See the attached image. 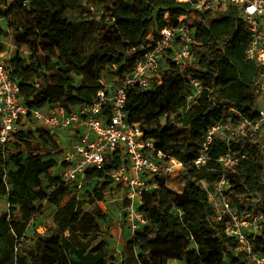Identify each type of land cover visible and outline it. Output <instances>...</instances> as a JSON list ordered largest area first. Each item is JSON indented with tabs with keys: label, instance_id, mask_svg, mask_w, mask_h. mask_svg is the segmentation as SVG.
Segmentation results:
<instances>
[{
	"label": "trees",
	"instance_id": "trees-1",
	"mask_svg": "<svg viewBox=\"0 0 264 264\" xmlns=\"http://www.w3.org/2000/svg\"><path fill=\"white\" fill-rule=\"evenodd\" d=\"M196 2L112 0L107 13L112 24H108L105 17L101 21L85 17L90 8L81 0H0L7 7L8 28L17 43L11 64L24 101L39 108L90 105L104 89L102 80L110 70L114 77L132 70L139 57L134 49L146 44L150 35L158 39L164 28L186 25L193 31L197 55L188 71L204 81L202 96L188 107L189 82L172 64L161 86L132 89L126 110L130 122L142 125L159 149L193 162L211 125L224 122L238 127L241 120L255 122L264 101L260 89L264 68L247 56L250 35L239 10L206 11L190 24ZM75 77L82 79L79 86L74 85ZM40 78L46 86L64 83L66 100L46 94L47 87H36ZM33 136L17 134L20 151L11 156L0 144V202L6 197L9 203L8 212L0 215V264H116L110 243L102 239V223L108 215L100 206L87 211L70 186L52 177L59 160L39 152ZM37 138L60 151L54 136L40 133ZM229 143L215 138L209 163L201 168L188 166L183 173L187 186L181 191L170 188L167 179L159 176V187L144 195L140 208L148 225L130 240L119 264H258L238 252L225 224L216 222L202 185L205 181L214 189L221 180L219 159L229 150L244 156L226 172L231 185L227 195L246 215L261 213L264 218V145L258 134L236 136ZM120 164L111 161L103 169L87 171L85 186L103 181L91 194V204L102 202L109 189L121 187L111 177ZM46 177L50 178L48 191ZM43 202L56 207L55 228L35 238L24 257L20 253L23 242ZM252 240L254 253L264 256V220Z\"/></svg>",
	"mask_w": 264,
	"mask_h": 264
},
{
	"label": "built area",
	"instance_id": "built-area-1",
	"mask_svg": "<svg viewBox=\"0 0 264 264\" xmlns=\"http://www.w3.org/2000/svg\"><path fill=\"white\" fill-rule=\"evenodd\" d=\"M229 7L239 10V16L248 29V58L256 60L264 68V0H197L194 13L196 20H200L206 11H226ZM11 37L14 44L0 38V144L9 154L19 133H31L36 137L40 133L51 136L59 131L68 133L69 144L60 160L62 171L58 177L59 183L70 186L72 192L84 189L87 171L103 169L111 161L120 162L111 177L125 194L124 220L134 236L148 225L140 208L144 195L159 187V176L168 179L184 173L190 165L206 166L211 159L208 152L215 138L225 139L230 144L236 136L258 134L264 122V110L261 109L260 118L255 122L241 120L238 127L224 122L211 125L201 144L200 155L193 162L165 153L153 138L146 136L142 125L130 122L126 110L129 92L134 88L149 90L161 86L172 64L181 69L189 82L188 107L204 93V81L188 71L196 62L197 55L193 31L186 25L173 29L166 27L160 31L158 39L150 35L146 44L134 49L139 57L130 72L123 77L116 76L112 81H107L105 76L102 80L104 89L97 94L94 103L72 108L49 105L39 108L26 104L20 83L14 77L11 60L7 58L12 45L17 48L14 36ZM35 85L47 87L43 78L37 79ZM260 89L264 93V76ZM29 126L34 132L29 130ZM224 132H228L227 137L223 136ZM243 158L229 150L219 159L224 173L221 180L214 189H210L205 181L202 185L208 192L216 222L225 224L227 236L239 246L237 251L244 252L252 262L264 264V256L253 250L252 237L256 234H249L255 226L261 229L263 215L244 216L227 195L231 185L226 172L235 168ZM37 231L39 235H45L49 230L40 226Z\"/></svg>",
	"mask_w": 264,
	"mask_h": 264
},
{
	"label": "rangeland",
	"instance_id": "rangeland-1",
	"mask_svg": "<svg viewBox=\"0 0 264 264\" xmlns=\"http://www.w3.org/2000/svg\"><path fill=\"white\" fill-rule=\"evenodd\" d=\"M83 3L90 8V12L84 13L85 17H89L90 19L96 18V20L101 21L103 17H105L106 23L112 24V21L110 20V16L107 14L108 10L111 6V1L112 0H81ZM179 1H185L187 0H179ZM7 11V7L4 5H0V38L10 42V44H14V40L11 37L12 31L9 30L8 28V23L7 19L5 17ZM195 13H191L188 19V22L190 24H194L196 22V17ZM110 26V25H108ZM18 50L17 48L12 45V48L8 50L7 52V58L8 61L12 60ZM22 55L28 56L25 51L21 52ZM113 71L110 70L107 74V81H112L114 79L113 76ZM82 79L80 77H75V86H79L81 84ZM66 89L67 87L65 86L64 83H53L49 84L46 88V94H50L54 97H56L60 102L66 100ZM262 109V106H261ZM260 109V110H261ZM264 109V108H263ZM162 122H164V119H162ZM29 130H32V127L29 126ZM34 132V130H32ZM228 132H224L223 136L227 137ZM258 135L261 139V142L264 145V124L261 126L260 130L258 131ZM34 137L33 144L35 147L38 146V151L41 152L42 154H45L48 158H55L56 160H59V165L52 170V177H58L61 174V167H60V160L63 158L66 148L68 147L69 144V138L70 135L64 131H59V133L55 134L54 137L56 140H58L61 148L60 151H54L51 147L45 146L42 144L36 136ZM18 145L16 143L11 145L10 149V154L11 156L13 153L19 152ZM9 158V157H8ZM50 178L46 177L44 178V188L48 191L49 189V182ZM103 182V181H102ZM102 182L94 181L90 184H87L84 189L82 190H74L73 195L80 198L81 200L84 201L85 203V209L87 211H93L96 206H100L104 211L108 212L109 214L116 213L115 219L119 220V222L126 226L125 220H124V207H125V194L120 188H116L114 190L109 189L106 192V197L102 202H98L96 204H91L90 203V197L91 194L93 193L95 187L99 186ZM167 184L170 188H173L175 190H183L186 188L187 184L185 180L183 179V173H181L179 176L176 177H169L167 179ZM66 201V200H65ZM245 204L248 208L250 206L247 202L242 201L241 204ZM39 208L41 209V213L39 214L38 218L31 224V226L28 229V235L27 239L23 242V249L20 251L22 256H27V251L31 250L34 247V239L39 236L37 228L40 226H43L44 228L48 229L49 231L51 229H54V214L56 212V207L53 205L48 204L47 202L39 203L38 204ZM256 207L253 208L255 210ZM9 210V203L8 199L6 197H3L0 202V215L7 213ZM247 211H243V215H246ZM103 224V223H102ZM105 224V223H104ZM106 228H110L108 225L104 226L103 229L106 230ZM261 232V229L259 226L253 227L250 231L249 234L255 233L256 235ZM105 233V232H104ZM195 247V245H194ZM30 261V259H28ZM116 264L117 260H115Z\"/></svg>",
	"mask_w": 264,
	"mask_h": 264
},
{
	"label": "crops",
	"instance_id": "crops-1",
	"mask_svg": "<svg viewBox=\"0 0 264 264\" xmlns=\"http://www.w3.org/2000/svg\"><path fill=\"white\" fill-rule=\"evenodd\" d=\"M261 106L263 109L264 101L261 102L260 109ZM105 213L108 215V218L105 222H103L102 226L104 227L105 225H108L110 228H106V230L103 229L102 239H105L110 243L112 254L117 260V263H120L122 261L124 253L127 250L128 243L130 242V240H132L134 235L127 226L122 225L119 220L115 219L116 213L109 214L106 211Z\"/></svg>",
	"mask_w": 264,
	"mask_h": 264
}]
</instances>
